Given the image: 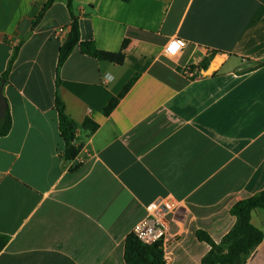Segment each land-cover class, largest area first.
I'll return each mask as SVG.
<instances>
[{
    "label": "crops",
    "instance_id": "crops-1",
    "mask_svg": "<svg viewBox=\"0 0 264 264\" xmlns=\"http://www.w3.org/2000/svg\"><path fill=\"white\" fill-rule=\"evenodd\" d=\"M48 1L0 0L12 121L0 136V264H126L127 237L160 202L174 206L172 264H202L211 247L197 233L219 244L233 205L264 191V0H74L83 41L113 53L129 44L122 65L76 47L58 88L72 12L57 0L34 26ZM175 38L187 46L170 58ZM57 91L79 126L75 161L64 158ZM252 223L264 232V210ZM246 264H264V239Z\"/></svg>",
    "mask_w": 264,
    "mask_h": 264
},
{
    "label": "trees",
    "instance_id": "trees-1",
    "mask_svg": "<svg viewBox=\"0 0 264 264\" xmlns=\"http://www.w3.org/2000/svg\"><path fill=\"white\" fill-rule=\"evenodd\" d=\"M56 1L57 0L48 1L41 14L34 21V26H36L41 21L45 13L53 6ZM66 2L70 11L72 12V23L68 39L60 48L57 69V88L60 85V69L76 47L79 46L82 53L96 58L99 61L122 65L125 60V50L129 44V42L126 40L123 43L121 51L113 53L98 49L95 42L92 40L83 41L78 19L73 14L74 0H66ZM17 52L18 49H16L14 56H16ZM203 67L207 68V63H204ZM137 78L138 76L134 77L124 88L122 93L108 104L104 110L105 115H110L112 113V111L119 104L120 100L135 84ZM56 109L58 112L60 134L65 143L64 158L67 161H75L80 153V148L75 145L79 126L68 115L66 106L62 101L58 91L56 95ZM83 126L87 129H90L91 131H96L98 129V125L89 119L85 121ZM11 127L12 121L9 116V112H7L6 118L0 125V136L7 135ZM258 209L264 210V191L255 196L241 200L233 205L230 210V214L236 218V224L219 244H217L206 232H198L197 238L199 241L205 242L211 247L209 253L203 258L202 264H246L248 257L262 243L264 239V232L254 226L252 223V213ZM8 243L9 237L0 234V253L6 248ZM160 246V243L151 245L145 244L134 233L130 234L126 239L125 246L126 264H165L163 251L161 250Z\"/></svg>",
    "mask_w": 264,
    "mask_h": 264
},
{
    "label": "built area",
    "instance_id": "built-area-1",
    "mask_svg": "<svg viewBox=\"0 0 264 264\" xmlns=\"http://www.w3.org/2000/svg\"><path fill=\"white\" fill-rule=\"evenodd\" d=\"M66 32L65 28H59L54 35L56 38H61ZM186 46L185 40L175 38L165 46V53L170 58H177ZM185 75L192 78L195 72L191 67H187ZM173 211L174 206L170 203L153 204L148 208L149 215L141 220L133 230V233L145 244H161L165 264L173 263L174 246L177 242L176 237L170 233V214Z\"/></svg>",
    "mask_w": 264,
    "mask_h": 264
},
{
    "label": "water",
    "instance_id": "water-1",
    "mask_svg": "<svg viewBox=\"0 0 264 264\" xmlns=\"http://www.w3.org/2000/svg\"><path fill=\"white\" fill-rule=\"evenodd\" d=\"M5 81L2 82V85L0 87V119L4 118L7 111V102L3 94Z\"/></svg>",
    "mask_w": 264,
    "mask_h": 264
}]
</instances>
